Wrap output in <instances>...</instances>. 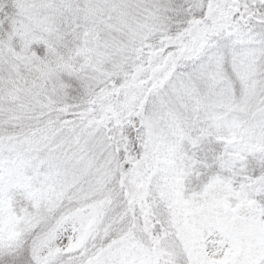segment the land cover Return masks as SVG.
<instances>
[{
  "label": "snow or ice",
  "instance_id": "snow-or-ice-1",
  "mask_svg": "<svg viewBox=\"0 0 264 264\" xmlns=\"http://www.w3.org/2000/svg\"><path fill=\"white\" fill-rule=\"evenodd\" d=\"M0 264H264V0H0Z\"/></svg>",
  "mask_w": 264,
  "mask_h": 264
}]
</instances>
